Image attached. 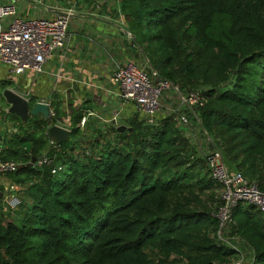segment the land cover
<instances>
[{
  "label": "trees",
  "instance_id": "obj_1",
  "mask_svg": "<svg viewBox=\"0 0 264 264\" xmlns=\"http://www.w3.org/2000/svg\"><path fill=\"white\" fill-rule=\"evenodd\" d=\"M119 9L160 77L183 92L208 88L195 108L201 131L228 167L264 190V0H120ZM7 114L20 132L0 158L20 162L7 175L25 188L17 215L0 218V264H214L236 254L217 240L220 186L206 158L190 159L194 148L172 115L145 128L135 114L131 130L95 128L86 140L76 126L83 107H73V141L55 158L66 170L54 176L32 163L53 120L37 114L23 124ZM232 220L248 264H264L261 212L238 203Z\"/></svg>",
  "mask_w": 264,
  "mask_h": 264
},
{
  "label": "crops",
  "instance_id": "obj_2",
  "mask_svg": "<svg viewBox=\"0 0 264 264\" xmlns=\"http://www.w3.org/2000/svg\"><path fill=\"white\" fill-rule=\"evenodd\" d=\"M118 3L120 0H42L35 8L21 4L23 16L53 17L60 9L71 4H75L76 13L68 26L64 47L44 64V73L27 72L14 77L8 72V67L0 62V94L2 95L3 89L10 88L28 98L35 97L36 101L49 102L52 108H58L54 110L61 113L62 116L59 118L62 120L65 119L68 109L71 126V109L82 106V116L86 111L96 114L87 119L86 128L94 126L96 129H103V126H112L105 123V120L111 118L114 110L119 109L122 118L118 124L129 126L128 122L135 111L133 106L123 104L120 88L112 82L111 75L116 63L131 60L143 64L141 60H145V57L141 55L138 46L128 38L129 31L124 28L122 14L116 9ZM3 83L8 85L2 87ZM172 97L165 94L162 101L166 98L172 103ZM115 99H118L119 103L110 105ZM165 102L173 106L175 113L167 112L166 107L158 112L156 122L158 123L162 117L172 115L176 126H184L178 125L176 120L179 113L184 114L189 123L188 127H180L182 134L195 148L198 158H203L210 146L204 147L205 140L200 144L196 140L198 134L202 133L195 110L177 100L174 101L176 104ZM4 106L7 108L8 105ZM6 119L9 117L0 114V151L4 147L3 142L13 134L9 132L11 127L17 128V134L20 132L16 121L10 118L12 122L8 123ZM90 128L86 133L83 132L86 140L94 136ZM24 188L7 174H0V218L7 213L17 215L20 206L14 212H10L5 199L9 195H16L21 201L23 198L21 191Z\"/></svg>",
  "mask_w": 264,
  "mask_h": 264
},
{
  "label": "built area",
  "instance_id": "obj_3",
  "mask_svg": "<svg viewBox=\"0 0 264 264\" xmlns=\"http://www.w3.org/2000/svg\"><path fill=\"white\" fill-rule=\"evenodd\" d=\"M41 2L42 0H0V62L8 67V72L14 77L27 72L44 73V64L64 47L68 35V26L76 13L75 4L60 9L53 17L23 16L21 4L24 3L25 7L35 8ZM116 9L121 14L119 3ZM127 36L133 40L131 33L127 32ZM111 80L120 88L123 104L133 106L135 111L133 116L138 114L145 124L153 125L157 123L156 115L163 109L162 97L168 89L173 88L180 102L194 110L204 104L206 100L203 93L208 89L201 87L182 92L178 85L160 77L154 69H148L145 64L131 60L116 63ZM22 96L30 102V98L26 95ZM40 101L48 105V118L53 120V124H60L71 131L68 109L65 113V119L62 120V118L57 117V113L49 102ZM166 111L175 113L172 108H166ZM92 116H96V114L91 111H86V114L82 116L78 123L81 130L87 119ZM121 118L120 110H114L111 118L105 120V123L116 128ZM176 120L178 125H184L179 127H188L189 121L184 114L179 113ZM103 127L106 129L110 126ZM9 132L16 133L17 128L11 127ZM201 133L206 137L204 139L206 146H210L208 152L203 156L206 158L209 176L220 186L218 191L220 205L216 218L218 219L217 237L222 239L223 232L233 222V209L238 203L255 206L264 219V190H261L255 182L250 181L241 171L228 167L224 162L222 151L214 146L211 137L204 130ZM50 151H53L54 155L50 156ZM83 153H89V149L84 150ZM56 154L63 155L65 150L48 138L47 146L33 165L35 167H48L52 175H60L66 170V165L55 160ZM193 157L192 154L190 159ZM19 165L20 162L18 161L0 158V174L11 173ZM5 203L7 209L14 212L20 205V199L16 195H9L5 199ZM234 249L237 252L233 257L214 264H248L249 259L247 260L238 249Z\"/></svg>",
  "mask_w": 264,
  "mask_h": 264
},
{
  "label": "water",
  "instance_id": "obj_4",
  "mask_svg": "<svg viewBox=\"0 0 264 264\" xmlns=\"http://www.w3.org/2000/svg\"><path fill=\"white\" fill-rule=\"evenodd\" d=\"M2 97L8 105L7 111L10 114H15L16 116H18L23 124L26 123L29 116L41 114L44 118L49 117V108L48 105L44 102L37 101L33 105H31L27 98L10 88L3 89ZM153 126V124H144L145 128H151ZM126 129L131 130L130 127L124 124H119L116 126V130L118 132H123ZM47 136L56 144H60L69 139L70 130L60 124L54 123L48 126ZM80 139L81 137H79V140ZM38 157L39 156L33 157L32 163H34Z\"/></svg>",
  "mask_w": 264,
  "mask_h": 264
},
{
  "label": "rangeland",
  "instance_id": "obj_5",
  "mask_svg": "<svg viewBox=\"0 0 264 264\" xmlns=\"http://www.w3.org/2000/svg\"><path fill=\"white\" fill-rule=\"evenodd\" d=\"M141 61H143V65L145 64V66L146 67H148V69L150 68V66H149V64H148V62H147V60L145 59V60H141ZM201 86V85H200ZM205 86H207V85H205ZM182 91V90H181ZM175 90L173 89V88H170V89H168L167 91H166V94H168V96H173L172 98H173V100H172V103L168 100V99H164L165 101H167V102H170L171 104H174L175 102L174 101H178V102H180V100L177 98V95L175 94ZM183 92V91H182ZM3 100V101H2ZM2 100H0V114L2 115V116H4L5 115V117H9V119H6L7 120V122L8 123H11L12 122V120L10 119L11 118V116H9V115H7V113H8V111H7V108H8V106H7V108H5V104H7L6 102H5V100H4V98H2ZM162 101L161 103H162V108L163 109H165L166 107H167V109H170V108H172L173 106L172 105H169V104H167L165 101ZM2 102H4L5 104H3ZM119 103V100L118 99H115L113 102H111L110 103V105H117ZM30 104L31 105H33V103L32 102H30ZM176 104V103H175ZM69 108H70V105L68 106ZM181 108V107H180ZM53 109H58L57 107L56 108H53ZM72 110V109H71ZM14 120V119H13ZM90 127H87L86 128V126H84L83 127V129L82 130H84L85 131V133H86V130L87 129H89ZM94 126H92L90 129L93 131V133H96V131H94ZM96 130V129H95ZM201 132V131H200ZM83 134V136H84V133H82ZM206 139V137H204V135L203 134H198V137L196 138V140L198 141V143L200 144L201 143V141H203V143H204V139ZM68 141V144H70L72 141H73V136H70L69 137V139L67 140ZM189 142V141H188ZM190 143V142H189ZM206 146V144L204 143V147ZM191 148H192V146H191ZM191 148H190V151H192L191 150ZM194 148V147H193ZM189 154H191V152L190 153H188L187 155H189ZM190 156V155H189ZM193 159L192 160H195V161H197V158H198V154L197 153H195V148H194V150H193ZM191 157V156H190ZM215 194H217V198H218V191L217 192H215ZM231 225V224H230ZM228 226V228H227V230L225 231V232H223V235H222V239H220V238H217V240L219 241V242H222V243H225L226 245H228V246H231V247H234V248H236V249H238L244 256H245V258L248 260L249 259V250H248V248L244 245V243L242 242V240L238 237V236H236V235H234V234H232V229H231V226ZM165 264H186V261L184 260V259H177V258H171V259H169V260H167V262L165 263Z\"/></svg>",
  "mask_w": 264,
  "mask_h": 264
}]
</instances>
